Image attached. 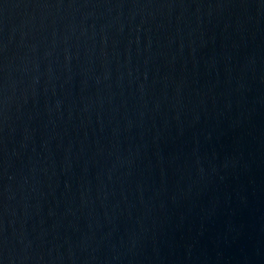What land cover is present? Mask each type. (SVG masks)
<instances>
[{"label":"water","instance_id":"obj_1","mask_svg":"<svg viewBox=\"0 0 264 264\" xmlns=\"http://www.w3.org/2000/svg\"><path fill=\"white\" fill-rule=\"evenodd\" d=\"M0 264H264V0H0Z\"/></svg>","mask_w":264,"mask_h":264}]
</instances>
